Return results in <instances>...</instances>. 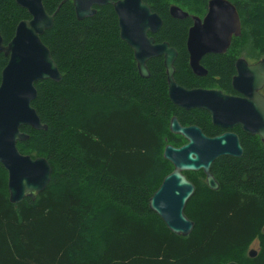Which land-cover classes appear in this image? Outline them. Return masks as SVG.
<instances>
[{
    "label": "trees",
    "instance_id": "1",
    "mask_svg": "<svg viewBox=\"0 0 264 264\" xmlns=\"http://www.w3.org/2000/svg\"><path fill=\"white\" fill-rule=\"evenodd\" d=\"M143 1L163 21L155 41L167 42L178 53L174 77L183 88L216 84L232 91L236 60L264 58V0H231L241 36L226 54L203 58L208 71L203 78L189 66L191 19L172 18L171 5L163 0ZM191 1L202 6L204 16L209 0ZM43 5L54 24L41 40L62 79L35 84L32 106L48 129L22 127L30 138L17 147L23 155L47 159L52 177L35 201L26 198L15 205L0 164V264H264V150L259 139L239 133L242 156L213 163L217 191L207 187L201 172H184L196 189L185 208L195 225L187 237L173 234L149 209L150 198L173 171L163 157L165 147L186 144L171 134L170 120L176 116L183 126H198L207 136L221 129L206 112L172 104L163 58L147 63L148 79L139 76L112 6L96 7L94 17L79 21L71 0H43ZM29 19L16 0H0L5 45L16 26ZM7 61L0 56V83ZM255 240L260 251L250 258L248 247Z\"/></svg>",
    "mask_w": 264,
    "mask_h": 264
},
{
    "label": "water",
    "instance_id": "2",
    "mask_svg": "<svg viewBox=\"0 0 264 264\" xmlns=\"http://www.w3.org/2000/svg\"><path fill=\"white\" fill-rule=\"evenodd\" d=\"M71 1L79 21L94 17L96 7H113L120 37L134 53L139 76L148 79L147 63L155 58L164 59L168 96L175 106L188 111L205 110L211 115L213 125L220 128L240 125L247 134L259 136L264 147V97L260 94L264 87V58L253 64L244 58L236 61L232 86L248 99L227 97L220 91L186 89L174 77L177 51L168 43L156 44L149 37L161 29L163 21L143 0ZM16 3L28 12L30 19L16 26L14 37L7 45L0 32V56L8 59L0 83V164L8 174L9 201L15 205L26 198L35 201L50 184L52 168L48 160L23 155L17 145L30 138L21 131L22 127L35 131L48 129L32 106L37 98L35 84L41 81L59 83L62 79L50 50L41 40L53 27L54 15L47 13L43 0H16ZM169 14L177 20L191 18L193 21L188 32L187 51L190 69L199 78L208 74L201 64L202 59L207 55L226 54L233 39L242 33L237 8L229 0H210L204 18L191 16L176 5L169 7ZM240 108L242 110L238 111ZM170 131L182 136L187 143L178 148L165 147L163 157L172 164L173 171L150 198L149 208L170 232L187 237L195 224L185 215V208L196 189L184 172L202 171L207 187L217 191L219 184L211 173L213 163L224 156L239 158L243 149L234 134L209 138L196 126H182L175 117L171 120ZM257 255V251H249L250 258Z\"/></svg>",
    "mask_w": 264,
    "mask_h": 264
},
{
    "label": "flooded vegetation",
    "instance_id": "3",
    "mask_svg": "<svg viewBox=\"0 0 264 264\" xmlns=\"http://www.w3.org/2000/svg\"><path fill=\"white\" fill-rule=\"evenodd\" d=\"M210 1V0H209ZM208 1V2H209ZM231 3H233L231 0H229ZM207 8H208V4H207ZM206 13H207V10H206ZM206 13H205V15H206ZM204 15V16H205ZM204 16L203 17H199V18H204ZM191 19V18H190ZM191 21H192V19H191ZM192 25H193V21H192ZM191 28V27H190ZM160 31V30H159ZM158 31V32H159ZM157 32V33H158ZM156 33V34H157ZM155 34V35H156ZM153 36L154 35H152V34H150L149 35V37H152L153 38ZM154 39V38H153ZM155 40V39H154ZM156 42V41H155ZM162 43H164V42H162ZM167 43V42H166ZM156 44H161V43H157L156 42ZM229 51V50H228ZM189 55V54H188ZM208 56V55H207ZM206 57V56H205ZM162 58V57H161ZM239 58H242V57H239ZM238 58V59H239ZM237 59V60H238ZM203 60V59H202ZM236 60V61H237ZM202 62V61H201ZM163 63H164V59H163ZM202 64V63H201ZM235 64H236V62H235ZM251 64H253V63H251ZM203 66V65H202ZM204 67V66H203ZM175 76V75H174ZM203 78V77H202ZM234 78V77H233ZM233 78H232V80H233ZM166 80H167V77H166ZM167 82V81H166ZM231 88H232V91H223L222 89H220L216 84H213L212 86H210V87H208L207 89H205V88H200V89H203V90H207V91H220V92H222L223 93V95H225V96H227V97H232V98H238V99H248L247 98V96H245V95H242V94H240L239 92H236V90L233 88V86H232V81H231ZM193 89H198V88H193ZM167 91H168V83H167ZM260 94L264 97V87H263V89L260 91ZM168 98H169V96H168ZM170 100V99H169ZM173 104V103H172ZM174 105V104H173ZM175 106V105H174ZM175 107H177V106H175ZM177 108H179V109H182V108H180V107H177ZM182 110H185V109H182ZM194 110H201V111H204V112H206L207 113V115H208V117H209V120H210V123L213 125V123H212V117H211V115L207 112V111H205V110H202V109H194ZM238 111H240V110H242V108H240V109H237ZM185 111H188V110H185ZM191 111V110H190ZM193 111V110H192ZM177 118L176 116H172V118ZM172 118H171V120H172ZM171 120H170V124H171ZM178 120V119H177ZM178 122H179V120H178ZM180 123V122H179ZM181 124V123H180ZM182 125V124H181ZM183 126V125H182ZM191 126H195V125H191ZM214 126V125H213ZM184 127H189V126H184ZM196 127H198V126H196ZM214 127H217V126H214ZM199 128V127H198ZM217 128H219V129H221V132H219V133H217V134H215L214 136H207L204 132H203V130L201 129V131H202V133L205 135V136H207V137H209V138H216V137H219V136H222V135H224V134H234V135H236L237 137H238V139H239V143H240V145H241V142H240V137H239V133H242V134H244V135H246V136H248V137H250V138H253L254 140H256L255 138H258L259 139V142H260V144H261V146H262V148H263V150H264V147H263V143H262V140H261V138L259 137V136H252V135H249V134H247L246 132H244V130L242 129V127L240 126V125H236V126H234V127H229V128H220V127H217ZM237 131V132H236ZM171 132V131H170ZM171 134H173V133H171ZM173 135H176V134H173ZM176 136H180V135H176ZM180 137H182V136H180ZM183 138V137H182ZM184 139V138H183ZM185 140V139H184ZM186 141V140H185ZM253 141V140H252ZM186 143H187V141H186ZM241 147H242V145H241ZM176 148H178V147H176ZM243 149V148H242ZM243 154V153H242ZM198 173V172H197ZM201 173L203 174V172L201 171ZM204 175V174H203ZM213 175V174H212ZM205 176V175H204ZM214 176V175H213ZM216 179V178H215ZM205 183H206V176H205ZM219 184V183H218Z\"/></svg>",
    "mask_w": 264,
    "mask_h": 264
},
{
    "label": "rangeland",
    "instance_id": "4",
    "mask_svg": "<svg viewBox=\"0 0 264 264\" xmlns=\"http://www.w3.org/2000/svg\"><path fill=\"white\" fill-rule=\"evenodd\" d=\"M162 2V0H160ZM165 3H168L169 5H176L178 7H180L181 9H183L184 11L189 12L190 14H193L194 16L197 17H201L202 13H203V8L202 6L199 5V3L188 0L185 3L179 1V0H163ZM191 10V11H188ZM203 17V16H202ZM242 58L245 59L244 56H240ZM263 59V58H262ZM248 63H257V62H250L249 60H247ZM251 250H255L257 252L260 251V247H259V241L255 240L249 247H248V251Z\"/></svg>",
    "mask_w": 264,
    "mask_h": 264
},
{
    "label": "bare ground",
    "instance_id": "5",
    "mask_svg": "<svg viewBox=\"0 0 264 264\" xmlns=\"http://www.w3.org/2000/svg\"><path fill=\"white\" fill-rule=\"evenodd\" d=\"M170 129V128H169ZM150 209V208H149ZM162 221V220H161Z\"/></svg>",
    "mask_w": 264,
    "mask_h": 264
}]
</instances>
